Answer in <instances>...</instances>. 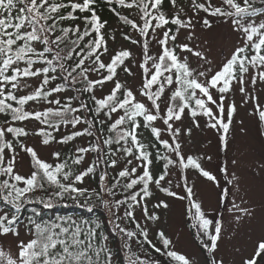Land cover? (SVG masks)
Wrapping results in <instances>:
<instances>
[{"label":"snow or ice","instance_id":"6c2138e0","mask_svg":"<svg viewBox=\"0 0 264 264\" xmlns=\"http://www.w3.org/2000/svg\"><path fill=\"white\" fill-rule=\"evenodd\" d=\"M105 8L117 28L108 29ZM214 25L235 35L218 65L191 43L201 38L198 26L210 31ZM117 33L139 49V58L130 48L110 49ZM138 74L136 87L127 78ZM258 83L264 84V0H0V264H264V231L250 250L234 248L238 260L221 254L224 212L234 223L232 239L243 222L255 219L256 206L241 194L239 175L232 172L230 187L220 186L202 164L212 157L187 154L182 140L192 134L184 119L199 129L204 117L227 150L237 85L264 137ZM29 122L38 126L29 129ZM30 136L43 147L71 144V151L54 150L51 160L43 159L26 143ZM82 137L89 139L76 144ZM22 153L27 173L19 167ZM157 162L161 170L154 173ZM189 171L218 188L220 218L203 209ZM218 171L228 177L227 162ZM91 177L97 187L86 186ZM156 192L186 202L201 262L175 250L158 227V210L170 204L157 198L149 207ZM67 201L88 213L97 203L103 207L122 261L99 218H45L44 210Z\"/></svg>","mask_w":264,"mask_h":264},{"label":"rangeland","instance_id":"374dc122","mask_svg":"<svg viewBox=\"0 0 264 264\" xmlns=\"http://www.w3.org/2000/svg\"><path fill=\"white\" fill-rule=\"evenodd\" d=\"M184 2H187V0H184ZM114 27L117 28L118 26L115 25ZM197 35L201 38L194 39L191 43L193 45L199 44L207 49L209 58L214 60L215 65H218L223 59V54H228L230 52L231 43L235 41V35L232 34L230 29L225 25H214L213 29L210 31H201L198 26ZM185 37L186 33L182 32L180 40L185 41ZM121 46L132 49L135 56L139 58V49L129 42L119 41L118 38H116L114 42H109L110 49H119ZM156 50L157 49L153 47V52ZM191 59L193 66H195L197 63L196 59ZM120 78L122 80L126 79L125 74L121 73ZM127 79L129 83L139 87V74L135 79ZM33 83H35V81H33ZM238 87L237 85L236 90L230 94V99L235 101L237 111L234 114L231 125L227 150H224L219 144L218 133L205 126L206 118L204 117L199 119V129L192 125L190 119L185 118L183 121L184 127H191L192 134L191 137H182L184 141V151L187 154L212 157L211 161L205 159L202 164L206 170H210L214 175H217L220 186H228L226 184V179L231 178L230 174L232 172L239 175L241 177V194L245 195V198L251 205L256 206L255 219L251 223L243 222L232 239H228V237L232 233L234 223L232 222L231 216L227 212H224L225 232L224 239L220 242L221 254H223L226 259H231L233 256H236L237 260L239 257L234 253V248L240 247L244 251L250 250L252 240L256 239L261 231H264V180L261 179V177L264 176V170L259 168L260 164H264V137L260 135L258 118L250 114L252 111V103H242L243 97L238 91ZM249 90H251L250 85ZM255 95L259 97L260 103L264 104V84L258 83L256 85ZM37 126L35 122H29L27 124L29 129ZM148 138V134L145 133V139ZM164 138H167V136ZM87 141L86 138L82 137L75 141V143L81 145L85 144ZM26 143L30 146H35L41 158L46 160H51L52 151L60 150L63 152L66 148L57 144H53L50 147H43L40 144L39 138L35 136L28 137ZM21 155L23 159L19 167L22 172L27 173L30 171L29 158L24 156L23 153ZM233 159L237 160L235 166L231 163ZM88 161H90V156L85 161L86 165ZM225 162H227L228 165V177H225L223 173L218 171L219 168L224 166ZM159 167L154 164L152 169L153 172H159L161 170H159ZM188 176L189 183L195 182L196 198L202 201V207L208 216L220 218V213L216 211L218 188L205 178L199 176L195 171H189ZM173 180L175 183V170H173ZM177 191H179V189H177ZM157 198L165 199L170 204L169 210H158L161 216V222L158 227L163 228L173 239L175 250L182 254H186L189 258L197 262H201L202 256L200 249L193 238L192 232L188 229L186 222V202L176 201L164 196L162 193L156 192L149 202V207H151L152 203L156 202ZM237 202H239V198ZM221 211H223V209H221ZM249 235L252 237L251 240L249 239ZM3 242L6 244L8 243L7 241Z\"/></svg>","mask_w":264,"mask_h":264},{"label":"trees","instance_id":"16d2710c","mask_svg":"<svg viewBox=\"0 0 264 264\" xmlns=\"http://www.w3.org/2000/svg\"><path fill=\"white\" fill-rule=\"evenodd\" d=\"M102 16L104 19H107L109 21V25H108L109 30L114 29L115 25L118 26L116 18L110 12H108L106 8L102 12ZM125 30H127V29H125ZM117 38L119 41H124L118 33H117ZM68 94H71V93H68ZM84 138H86L87 140L89 139L87 137H84ZM78 139H80V138H78ZM64 147H66V148L64 149L63 152L64 153H70L71 144L64 146ZM92 158H93V156L90 155V160ZM161 164H162V162H157L155 165H158V167H159ZM85 166H86V164H85ZM160 169H161V167H159V170ZM85 183H86V186H89L90 188L98 186V180L96 177L86 178ZM66 204H67V206H57L55 209L44 210L45 218H47L49 216H55V215H70V216H73L75 218H99L101 221L104 222L103 231L106 235H108L109 246L113 249L114 252H117L116 259L119 261H122V254H120L118 252L120 242H119L118 238L110 232L111 226L107 223V215H106V212L103 209V207L97 203L96 207L94 208V211L92 213H88L85 208L79 207L76 204L72 203L71 201H67ZM30 207L31 206H29V208ZM28 214H30V213L25 212V215H28ZM153 255L158 256V254H156V253H153Z\"/></svg>","mask_w":264,"mask_h":264}]
</instances>
